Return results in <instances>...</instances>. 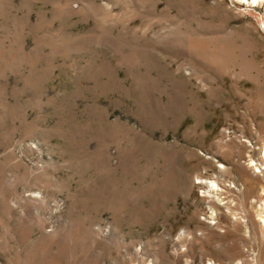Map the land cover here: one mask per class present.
Segmentation results:
<instances>
[{
	"label": "rangeland",
	"instance_id": "obj_1",
	"mask_svg": "<svg viewBox=\"0 0 264 264\" xmlns=\"http://www.w3.org/2000/svg\"><path fill=\"white\" fill-rule=\"evenodd\" d=\"M264 0H0V264H264Z\"/></svg>",
	"mask_w": 264,
	"mask_h": 264
},
{
	"label": "bare ground",
	"instance_id": "obj_2",
	"mask_svg": "<svg viewBox=\"0 0 264 264\" xmlns=\"http://www.w3.org/2000/svg\"><path fill=\"white\" fill-rule=\"evenodd\" d=\"M255 2L259 1V0H254ZM264 201V200H263ZM262 205L264 206V203H262ZM263 222H264V217H261Z\"/></svg>",
	"mask_w": 264,
	"mask_h": 264
}]
</instances>
